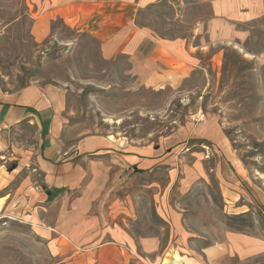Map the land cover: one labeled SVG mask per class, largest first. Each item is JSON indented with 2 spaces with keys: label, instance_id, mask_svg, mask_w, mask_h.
Here are the masks:
<instances>
[{
  "label": "rangeland",
  "instance_id": "1",
  "mask_svg": "<svg viewBox=\"0 0 264 264\" xmlns=\"http://www.w3.org/2000/svg\"><path fill=\"white\" fill-rule=\"evenodd\" d=\"M32 2L47 1L0 0V92L53 100L39 119L0 126V264H80L102 241L140 253L143 236L159 241L152 259L186 228L264 236V11L217 23L215 34L233 37L209 46L210 3L139 9L135 22L155 37L191 38L204 25L198 65L155 89L143 83L149 45L112 53L129 26L103 45L57 17L36 39Z\"/></svg>",
  "mask_w": 264,
  "mask_h": 264
},
{
  "label": "crops",
  "instance_id": "2",
  "mask_svg": "<svg viewBox=\"0 0 264 264\" xmlns=\"http://www.w3.org/2000/svg\"><path fill=\"white\" fill-rule=\"evenodd\" d=\"M45 1L47 2L40 8L32 2V6H35L34 11H38L32 25V33L36 39H42L49 33L51 23L57 17H61L71 27L81 29L90 27L103 45L114 42L123 28L129 26L128 34L120 41L122 45L113 49L112 53L124 51L135 56L137 52L140 53L139 49L143 45H149L144 61L150 64V70L146 72L143 83L155 89L174 85L194 70L199 61L194 54L197 50H203L208 45L233 37L215 34L214 28L217 23L247 25L264 11V0H198L210 3L212 8L211 16L206 19L209 43L207 46L206 44L201 46L193 42L201 24L202 28L204 27L200 20L193 25L191 38L155 37L149 35L147 28L139 26L135 22L137 11L153 3V0ZM243 35L244 32L237 36ZM30 90L36 93V100L42 101L41 105L34 101L24 102L21 95L23 91L19 95L0 92V126L15 124L31 117L39 119L37 113L44 112H39V109L49 107V103L43 100L50 102L53 99H50L48 94V98L40 97V92L34 88L25 91ZM209 232L211 233L208 230L207 233L200 235L188 228L177 229L174 242L152 259L145 255L159 250V241L155 237H140V253L142 252L144 256L130 247L125 252L117 241H102L82 249L84 253H80V264H264L259 259L264 257V236L258 231L223 228L219 236H212ZM73 246L81 247L79 244ZM91 256L93 258H90Z\"/></svg>",
  "mask_w": 264,
  "mask_h": 264
}]
</instances>
